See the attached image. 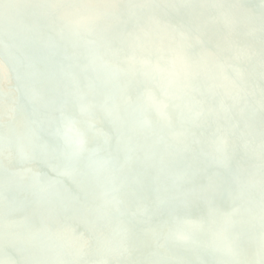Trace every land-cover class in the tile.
Returning a JSON list of instances; mask_svg holds the SVG:
<instances>
[{"label":"bare ground","instance_id":"6f19581e","mask_svg":"<svg viewBox=\"0 0 264 264\" xmlns=\"http://www.w3.org/2000/svg\"><path fill=\"white\" fill-rule=\"evenodd\" d=\"M30 1L32 12L11 14L0 7L4 57L14 56L28 67L27 72L15 71L14 88L6 101L15 102L21 86L27 84L31 87L27 95L42 109L64 113L75 126L85 119L80 115L82 107L97 118L90 132L76 126L93 146L80 148L70 142L61 115L46 119L32 108L14 106L8 117L17 128H0V156L12 163L0 161V174L22 193L23 208L53 217L56 231L32 220H28L31 227H25L13 195L0 191V224L9 217L19 230L15 235L1 230L0 246L14 239L16 250L11 254L23 259L20 264H264V63L251 62V58L264 59V0H108L106 4L93 0L101 8L100 23H88L84 35L98 45V54L87 50L80 35L60 19L65 13L80 16L93 9L91 4L49 0L60 30L56 34L43 21L44 0ZM158 3L171 15L173 30L161 20ZM236 5L241 8L239 15L234 12ZM10 17L16 23H8ZM21 29L26 38L19 34ZM149 30L159 42L162 60L177 53L175 73L154 63ZM63 35L78 43L62 45ZM229 35L238 46L227 39ZM169 37L176 39L179 50L166 43ZM245 41L255 48L247 49ZM52 45L59 48L60 66L50 64ZM109 46L128 51L138 63L144 61L146 71L130 75L140 86L144 105L125 99L130 93L125 85L129 76L121 73L123 59L113 55ZM235 48L241 52L244 80L236 69L224 68L225 62H235L231 56ZM87 61L98 62L103 71L82 67ZM187 68L193 71L191 79L183 73ZM153 87L165 93L169 114H163L150 95ZM94 91L97 97L92 96ZM78 94L86 98L83 103L75 100ZM175 99L186 103V112L174 106ZM0 113L6 117L3 110ZM149 118L155 122L148 131L152 140L140 141L135 126L148 130ZM44 128L49 148L39 143ZM109 149L122 172L111 170ZM135 150L144 153L138 166L131 162ZM26 156L34 159L45 177L51 176L57 157L60 173L53 177V190L38 179L33 184L14 177L17 168L33 174L20 162ZM72 158L85 166L78 174L83 181L79 195H73L65 177ZM96 164L100 172L94 171ZM134 171L138 178L132 177ZM153 176L156 181H151ZM34 186L47 202L34 196ZM61 206L67 207L71 222L63 219ZM69 232L83 238L88 247L68 240ZM98 239L104 244H96ZM33 248L40 256L33 255ZM0 264H7L1 255Z\"/></svg>","mask_w":264,"mask_h":264},{"label":"water","instance_id":"95a60500","mask_svg":"<svg viewBox=\"0 0 264 264\" xmlns=\"http://www.w3.org/2000/svg\"><path fill=\"white\" fill-rule=\"evenodd\" d=\"M23 1L24 2L14 3V0H0V7L8 9V11H10L11 14H22L24 12H32L33 8L31 5V1L30 0H23ZM71 1L78 5H79V2H82V1L86 2L88 4H91L93 9L89 11H84L80 16H73V15H70L69 13H65L60 16V19L63 21L65 25H68L69 27H71L77 34L80 35L81 37L80 42L87 50H89L93 54H98L100 52L98 45L92 39L84 35V32L86 30V25L88 23H95V24L100 23L97 13L101 11V8L93 0H71ZM43 2L45 3V8L43 9V12H42L43 21L46 24V26L49 28V30H51L53 33L59 34L60 30L56 27L55 20L53 18V14L55 11L54 6L49 0H44ZM99 2L102 4H106L108 0H99ZM185 5H186V8L189 9V6H190L189 3H185ZM157 6L161 8L162 10L160 18L163 21L165 27L168 30H173L174 26L170 22L171 15L163 9L160 3H158ZM234 12L237 15L241 13V8L239 5H236L234 7ZM116 14L120 18H122V15L120 14V12H116ZM8 23H16V21L12 17H10L8 18ZM0 28L4 29V26L1 25ZM124 33L128 37H131V38L134 37V35L128 31H125ZM19 34L23 38L27 37V32L24 29H21ZM212 37H213V40H218L216 35L213 34ZM227 39H229L233 43L234 46H238L237 45L238 42L234 36L229 35L227 36ZM34 40L35 42H39V38L36 36L34 37ZM198 41L201 45L207 46L206 40L199 39ZM77 43L78 42L72 36L63 35L61 37V44L64 46L70 47V46L76 45ZM158 43L159 42L155 38L153 31L149 30L148 45L152 51V54L154 55L153 57L154 63L160 68L165 69L166 71L170 73H175L179 69L177 53L171 54L168 60H162L158 55L159 50H160V45ZM166 43L170 46H173L176 50L180 49L179 43L176 41L174 37L167 38ZM244 46H246L247 49L255 48V46H253V44H251L249 41H245ZM51 49L53 50L54 55L50 60V64L52 66H60L61 62L58 57V52H59L58 46L52 45ZM109 49L113 55H119L122 57L123 62H122V67H121V73L125 72L127 76H129V77H126L125 79V85L130 89V93L125 95V99L135 102L136 104H139V105H144L145 101L140 96V93H139L140 92L139 84L130 79V75L133 74L134 71H140L143 73L146 71V65L144 61L142 60L139 63L138 61L136 62L134 56L126 50H120L119 48H116L113 46H109ZM4 51H5V47H3L2 44H0V85H1L0 86V112L1 110H3L4 114L6 115V117H4V115L0 113V128L5 129V130H11V129L15 130L17 128V126L13 124V120L9 118L8 116H12L14 112L13 110L14 106L16 104H20L22 106L32 108L33 110L39 112L46 119H50L51 116H53L54 114L61 115L63 126L69 130V133H70L69 136L71 137L70 142L72 144L74 143L75 146H78L80 148H87V149L93 148L92 144H90V142H88L86 138L83 135H81V133L78 132V130L76 129V126L78 125L79 128L82 129L83 132L85 133L90 132L91 128L93 127L94 120L97 118L96 113L91 115L90 112H88L85 108L82 107L80 111V115L85 119L83 121L82 120L79 121L78 124L76 122V126H75V122L73 121V119L65 115L64 113L62 114V112H56L55 110L50 112L49 110L42 109L37 104V102L35 101L33 97L27 95V92L31 91L30 90L31 87L27 84H23L21 86V92L18 93V98L16 99L17 102L15 101L12 103H8L6 101V98L9 96L7 94H11L12 89L14 88L13 78H14V75H16L15 71L16 70L19 71L20 69H26L25 72H27L28 67L27 65H23L14 56H11L9 59H6L4 57ZM231 56L235 60V62L234 63L225 62L224 63L225 70L236 69L239 78L244 80L246 77V73H245V67L240 61V57H241L240 50H238V48H235L234 50L231 51ZM251 62L256 63V64H263L264 59L263 61H260L257 58H251ZM44 66L48 68V65H44ZM81 66L85 68H91L97 72L103 71V66L96 61L83 62ZM183 73L187 76L188 79H191L193 77V71L191 68H187ZM60 74H63V72H60ZM220 81L224 82L223 80H220ZM224 84H226L231 90L241 94V92L237 88L230 85L229 83H224ZM55 85H57L58 87H61L57 83H55ZM254 87L255 86H251L250 89H255ZM149 91H150V95L156 100H158L161 112L163 114H169V110H168L169 104L167 103L168 100L166 99L165 93L157 87H153ZM92 96L97 97L98 92L96 91L92 92ZM85 99L86 98L84 96L79 95V94L76 95L75 97V100L79 103H83ZM173 102H174V106L178 108L179 110H182L183 112L187 111L185 102L180 101L178 99L173 100ZM194 112L199 114L198 111H194ZM148 122H149L148 130L144 132L142 131V129H139L135 126L136 130L140 132V136H141V139H139L140 141L147 142V141L152 140L151 136L148 135L149 134L148 131L150 130L149 128L151 129L153 128V126L155 125V122L153 118H149ZM106 137L109 138L107 135ZM39 143L44 148H49L50 146L49 141L47 139V135H46V128L42 130V133L39 137ZM127 155L131 157L129 153H127ZM133 156H134L133 159L131 158L132 164L135 166L140 165L141 160L144 156V153L140 152L139 150H135L133 152ZM152 157L155 160L159 159V156H156L154 154H152ZM108 158L111 160V164H110L111 170L117 173L122 172V167L120 163L117 161V158L115 154L113 153L112 149H109ZM0 161H3L8 164L12 163V161L9 160L5 156H0ZM22 161H23V164H22ZM58 161L59 160L56 157V160L54 163L55 166L50 171L51 173H49L51 174V176L45 177L40 174L38 170L39 165L35 164L34 159H31L28 156L23 157L22 159H20L21 164L24 166H27L28 169L32 170L33 174H29L25 170L17 168L13 172L14 177L18 178L19 180L27 181L29 183L31 182L33 184H34V180L38 179L46 189L53 190V188L55 187V180L53 179V177L58 176L60 173L59 166H57ZM84 170H85V166L77 158H72L70 160V165H69V168L66 170L65 177H67V184L69 187H71V190L73 191V195H79L81 192L83 181H82V178L78 174H80L81 171H84ZM94 171L96 172L101 171L100 166H98V164L95 165ZM131 175L134 178L139 177V174L136 171L131 172ZM151 181H156V178L154 176L151 177ZM0 191L3 193H10L13 195L14 201H15V211L17 215L21 217V220L23 221V224L25 227L30 228L31 223H29L28 220H32L33 222H36L37 224H45V226L47 227V231L49 232L56 231L55 220L53 219V217L35 214L34 212L32 213L31 210H28L22 207V204H23L22 193L15 186L11 185L7 177L1 174H0ZM32 191H33L34 196L37 199H40L43 202H47L46 196L43 193H39L35 186L33 187ZM137 191L142 194V191L140 189H138ZM60 209L64 212L63 219L66 222H71L72 217L68 214L67 207L61 206ZM3 220H4V224H2L3 226H1L0 224V232L1 230H7L9 231V233H12L13 235L19 232V230H17L15 224L11 221L9 217L7 218L5 217ZM66 238L70 241L74 240L78 242L80 246L84 249L88 247V244L84 241L83 238L79 236H75L72 232L67 233ZM96 244L103 245L104 241L102 239H98ZM15 250H16V245H15L14 239H9L7 241L6 246H3V245L0 246V255L5 260H7V264H20L23 262V259L20 256L16 254H11V252H14ZM32 253L35 256H40V251L38 249L33 248Z\"/></svg>","mask_w":264,"mask_h":264}]
</instances>
